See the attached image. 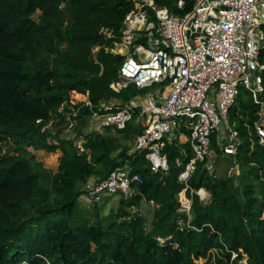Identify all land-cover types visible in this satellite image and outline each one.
I'll return each mask as SVG.
<instances>
[{
  "label": "trees",
  "instance_id": "trees-1",
  "mask_svg": "<svg viewBox=\"0 0 264 264\" xmlns=\"http://www.w3.org/2000/svg\"><path fill=\"white\" fill-rule=\"evenodd\" d=\"M175 1L156 0L179 15L195 0H184L181 9ZM132 7L130 0H0V264H229L231 251L238 252L233 264L243 257L247 264H264V144L253 125L260 121L264 127V116L247 89H240L229 109L228 123L240 141L235 154L223 153L216 132L210 136L212 151L231 156L237 173L217 177L214 161L212 171L196 162L185 190L189 226L179 211L185 184L178 180L192 157L189 129L180 127V138L165 139L168 168L157 172L145 167V151L128 152L117 142V135L143 130L134 123L89 135L83 153L49 129L41 131L51 118L62 126L57 109L65 101L79 106L87 95L92 109L101 110L104 103L128 105L146 93L147 87L133 84L110 88L124 56L108 52L114 40L99 32L106 27L117 34ZM260 74L264 102V69ZM89 113L81 107L82 122ZM56 149L60 155L50 173L41 155ZM124 163L141 180L131 183L132 196L120 197L117 212L88 216L78 205L81 186ZM201 188L209 201L195 192ZM142 201L152 206L149 222L129 210Z\"/></svg>",
  "mask_w": 264,
  "mask_h": 264
},
{
  "label": "built area",
  "instance_id": "built-area-1",
  "mask_svg": "<svg viewBox=\"0 0 264 264\" xmlns=\"http://www.w3.org/2000/svg\"><path fill=\"white\" fill-rule=\"evenodd\" d=\"M130 1L133 7L124 15L117 34L106 27L99 29L105 39L114 40L106 50L125 55L118 79L109 86L117 92L128 84L137 88L162 84L164 94H148L134 104L102 105L101 110H93L84 95L82 105L65 101L57 111L63 115L65 131L71 134L69 141L83 153L87 151L89 135L124 129L138 108L137 123L143 130L134 136L131 152L145 151L151 172L168 168L167 156L162 152L165 139H172L170 135L180 127L189 129L192 157L178 175V180L185 184L179 193V211L186 214L185 225L189 226L191 200L185 194L187 180L196 162H204L206 170H213L211 134L216 132L217 143L225 155H234L239 145L238 131L229 125L228 115L241 88L251 93L253 101L261 106L260 116H264L260 74L264 69L260 62L264 49V0H195L184 15L173 13L156 0ZM174 5L181 9L184 0H176ZM120 47L128 48L130 53L120 52ZM98 48L94 46L92 52ZM102 70L100 65L99 73ZM82 106L90 109L84 122L80 115ZM40 122L36 119V123ZM52 122L53 118L44 123L41 131L49 129ZM253 125L259 142L264 144V127L260 121ZM175 163L180 165V159H175ZM133 182L140 183V176L131 173L130 165L124 163L103 179L90 178L83 190L91 202L111 195L128 199L133 194ZM195 192L200 200L208 201L205 189ZM237 258L238 252L231 251L229 264Z\"/></svg>",
  "mask_w": 264,
  "mask_h": 264
},
{
  "label": "rangeland",
  "instance_id": "rangeland-1",
  "mask_svg": "<svg viewBox=\"0 0 264 264\" xmlns=\"http://www.w3.org/2000/svg\"><path fill=\"white\" fill-rule=\"evenodd\" d=\"M169 1L172 2L173 0H169ZM118 50H120V52H125V54L130 53L128 48L124 50L120 47V49ZM158 86H162V84H153L152 86L147 87L146 93H151ZM82 98L84 100L86 99V96ZM118 102H119L118 100H112L111 103H104L103 105L108 106L111 104H118ZM53 123H54V120L49 128L50 131L53 130L52 135L56 136L57 139H64V140L69 141V139L71 138V134L65 131V128L63 126H59L58 124L55 125ZM127 124L132 125L133 120L129 121ZM223 127L224 129H226L225 125ZM111 132H112L111 135H113L114 132L113 131ZM177 137L180 138V135L177 132H173L170 135V138L172 139L177 138ZM133 138H134V134L122 133L120 135H117V142L120 147H126L128 149V152H131L132 147H133ZM53 139L55 138L53 137ZM59 155H60L59 149H56L53 153H46V154L41 155L43 165L50 173L55 171L57 163H58ZM210 159L214 161V172L213 173L217 177H226V176L231 175V173L229 174L230 168L234 169V171L233 169H231L233 171L232 173L233 175L237 173V168H236L234 159L231 156L229 158L220 156V155L216 156V153H214V151L211 150ZM81 189H83V185L81 186ZM120 197L121 196L119 195L105 196L102 198V200L95 203V202H91L90 200H88L86 198L85 193L83 192V194L79 196L78 198V205H79V208L84 210L88 216L93 217L95 210H98V213L100 214V216H104V215H107L110 211L112 212L118 211V208L120 207ZM209 198H210V195L208 194L207 196L208 201H209ZM95 204L96 206H94ZM134 208L136 209L135 212H132L131 208L129 210H131V212L134 214L143 215L148 222L150 221V218L152 216L151 204L145 201H142L138 207H134ZM263 216H264V210H263ZM196 264H203V260L199 259L198 261H196Z\"/></svg>",
  "mask_w": 264,
  "mask_h": 264
},
{
  "label": "crops",
  "instance_id": "crops-1",
  "mask_svg": "<svg viewBox=\"0 0 264 264\" xmlns=\"http://www.w3.org/2000/svg\"><path fill=\"white\" fill-rule=\"evenodd\" d=\"M162 93L164 94V90L162 89V87L161 86H158L157 88H155L154 89V91H152L151 93H146V94H144V95H142V96H136V97H134V98H132L130 101H129V103L128 104H130V103H136V102H140V101H142L148 94H156V95H162ZM138 114V113H137ZM137 114L135 115V116H133V118L131 119V120H133V123L134 124H136V125H139L138 123H137V121H138V116H137ZM130 120V121H131ZM244 261V262H243ZM239 264H247L246 263V258L245 257H243V258H241L240 260H239Z\"/></svg>",
  "mask_w": 264,
  "mask_h": 264
},
{
  "label": "water",
  "instance_id": "water-1",
  "mask_svg": "<svg viewBox=\"0 0 264 264\" xmlns=\"http://www.w3.org/2000/svg\"><path fill=\"white\" fill-rule=\"evenodd\" d=\"M145 167L149 170L150 169V163L149 162H146L145 163Z\"/></svg>",
  "mask_w": 264,
  "mask_h": 264
},
{
  "label": "bare ground",
  "instance_id": "bare-ground-1",
  "mask_svg": "<svg viewBox=\"0 0 264 264\" xmlns=\"http://www.w3.org/2000/svg\"><path fill=\"white\" fill-rule=\"evenodd\" d=\"M244 262V261H243Z\"/></svg>",
  "mask_w": 264,
  "mask_h": 264
}]
</instances>
